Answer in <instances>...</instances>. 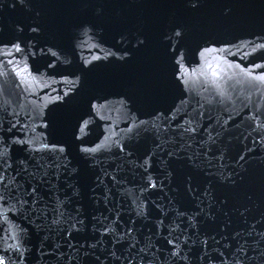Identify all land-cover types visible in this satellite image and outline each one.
<instances>
[{
	"label": "water",
	"instance_id": "95a60500",
	"mask_svg": "<svg viewBox=\"0 0 264 264\" xmlns=\"http://www.w3.org/2000/svg\"><path fill=\"white\" fill-rule=\"evenodd\" d=\"M0 264H264V0H0Z\"/></svg>",
	"mask_w": 264,
	"mask_h": 264
}]
</instances>
